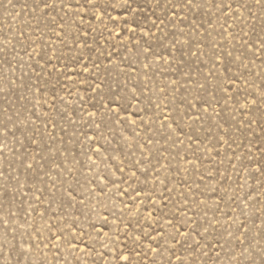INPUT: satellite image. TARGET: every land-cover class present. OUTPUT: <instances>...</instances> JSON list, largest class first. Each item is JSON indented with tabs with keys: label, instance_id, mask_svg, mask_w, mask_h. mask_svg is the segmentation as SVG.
Wrapping results in <instances>:
<instances>
[{
	"label": "rangeland",
	"instance_id": "374dc122",
	"mask_svg": "<svg viewBox=\"0 0 264 264\" xmlns=\"http://www.w3.org/2000/svg\"><path fill=\"white\" fill-rule=\"evenodd\" d=\"M0 264H264V0H0Z\"/></svg>",
	"mask_w": 264,
	"mask_h": 264
},
{
	"label": "snow or ice",
	"instance_id": "6c2138e0",
	"mask_svg": "<svg viewBox=\"0 0 264 264\" xmlns=\"http://www.w3.org/2000/svg\"><path fill=\"white\" fill-rule=\"evenodd\" d=\"M47 7V5H45Z\"/></svg>",
	"mask_w": 264,
	"mask_h": 264
}]
</instances>
